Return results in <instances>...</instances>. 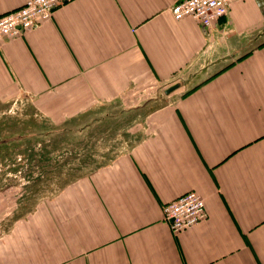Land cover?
<instances>
[{"label":"crops","instance_id":"0c3cea01","mask_svg":"<svg viewBox=\"0 0 264 264\" xmlns=\"http://www.w3.org/2000/svg\"><path fill=\"white\" fill-rule=\"evenodd\" d=\"M177 1H66L1 39L0 98L133 143L5 228L0 264H264V0L212 27ZM188 190L206 216L174 233L162 205Z\"/></svg>","mask_w":264,"mask_h":264},{"label":"rangeland","instance_id":"374dc122","mask_svg":"<svg viewBox=\"0 0 264 264\" xmlns=\"http://www.w3.org/2000/svg\"><path fill=\"white\" fill-rule=\"evenodd\" d=\"M109 122L81 116L56 121L23 95L0 98V234L133 143V136L117 132V119Z\"/></svg>","mask_w":264,"mask_h":264},{"label":"built area","instance_id":"2783aa9c","mask_svg":"<svg viewBox=\"0 0 264 264\" xmlns=\"http://www.w3.org/2000/svg\"><path fill=\"white\" fill-rule=\"evenodd\" d=\"M72 0H26L22 5L0 14V41L6 36L16 37L33 29L48 19L53 9ZM233 0H180L170 6L175 20L183 17L196 18L204 27L225 16ZM164 220L170 222V229L176 233L199 224L206 216L203 195L188 190L162 205Z\"/></svg>","mask_w":264,"mask_h":264},{"label":"water","instance_id":"95a60500","mask_svg":"<svg viewBox=\"0 0 264 264\" xmlns=\"http://www.w3.org/2000/svg\"><path fill=\"white\" fill-rule=\"evenodd\" d=\"M174 87H175V86L171 85V86L169 87V89L166 90V93H170V91H171L172 89H175Z\"/></svg>","mask_w":264,"mask_h":264}]
</instances>
